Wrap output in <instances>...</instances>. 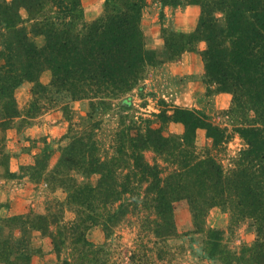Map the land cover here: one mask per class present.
<instances>
[{"label":"trees","instance_id":"16d2710c","mask_svg":"<svg viewBox=\"0 0 264 264\" xmlns=\"http://www.w3.org/2000/svg\"><path fill=\"white\" fill-rule=\"evenodd\" d=\"M20 1L29 11L33 5L43 4L42 0ZM112 2L119 6L111 7ZM147 3L148 0H106L103 16L84 24L75 35L55 26L42 33L39 30L47 39L41 49L23 34L17 38L15 62L1 50L0 55L7 61L0 66V110L4 119L20 117L15 91L24 81H37L45 69L52 72L50 86L67 92L73 101L99 100L101 105L109 106L108 100L135 90L145 80L147 70L159 64L156 52L146 46L141 26ZM183 5L202 8L200 22L192 33L178 34L175 42L165 40V46L174 59L206 42L201 56L207 82L232 94V106L226 113L233 117L242 114V123L233 131L244 141V148L230 155L232 135L226 128L214 124L200 111L179 108L175 109V117L167 112L154 116L162 118L163 123H182V135L168 136L161 126L136 131L130 128L132 134H119L116 153L107 159L98 154L93 137L76 132L70 144L62 148L58 165L46 174L45 181L66 189L68 203L80 209L87 206L91 212L84 217L85 213L77 210L75 220L65 228L68 233L62 236L68 239L72 233L73 242L78 240L95 248L86 233L100 226L109 237L131 216L140 223L143 239L151 235L165 242L177 235L175 204L186 201L195 230L207 231V249L223 264H264V0H162L163 7ZM14 6L22 7L16 1L2 13L6 28L20 20ZM50 9L55 14L53 5ZM65 10L71 13L72 9ZM218 14L225 15L226 26H219ZM37 88L45 92L41 84ZM34 94L38 95L36 91ZM54 101L49 98L43 105L33 102L34 116L41 112L39 109H50ZM34 116L29 113L27 118ZM200 129L206 131L209 141L202 149L196 145ZM148 153L152 154L150 158ZM44 157V161L51 158L49 154ZM37 166L43 170H37ZM25 169L41 177L47 165L41 160ZM82 171L99 175L98 184L77 186L73 173ZM219 206L231 211L234 222L253 223L257 238L252 245L231 253L222 246V232L206 228L209 212ZM45 221L46 216H39L35 229L41 230ZM53 239L57 247L66 243ZM156 245L155 242L147 252L154 254ZM103 248H97V253L102 254ZM166 254L162 252L161 257ZM146 256L143 257L150 264L152 256ZM142 259L137 257L135 264ZM98 261L104 263L101 258L95 264Z\"/></svg>","mask_w":264,"mask_h":264},{"label":"rangeland","instance_id":"374dc122","mask_svg":"<svg viewBox=\"0 0 264 264\" xmlns=\"http://www.w3.org/2000/svg\"><path fill=\"white\" fill-rule=\"evenodd\" d=\"M16 1L22 7L14 6L16 9L13 11L20 20H16L14 27L6 28L2 13L6 6L12 7ZM41 2V6L33 5L29 11L20 0H0V51L12 58L13 62L18 54L17 38L23 34L38 48H44L46 35L39 34V30L42 33L55 26L75 35L84 24L101 18L106 5V0ZM52 5L55 14L51 12ZM114 5L119 6L118 3L110 4L111 7ZM67 7L72 9L71 13L69 10L64 12ZM14 12L11 14L14 15ZM201 15L202 8L199 6H194V9L188 5L163 7L162 0H148L141 26L146 46L156 52L159 64L147 70L145 80L135 90L108 100L109 106L101 105L99 100L73 101L67 92L50 86L53 76L49 69L43 70L37 81H24L17 88L15 100L20 117L6 120L0 110V264H95V260L101 258L103 264H109L108 260H111L110 264H135L137 257L143 259L136 264H147L144 259L147 254L152 256L150 264H223L220 257L207 249V231L195 230L186 201L175 204L177 235L165 242L151 235L143 239L145 234L141 235L140 223L131 216L109 237L100 226L86 233L88 242L95 248L84 246L78 240L73 242L75 237H72V233L68 239H64L63 236L68 233L65 228L75 220L77 210L84 212L85 217L90 214L91 208L84 206L80 209L71 205L66 189L45 181L46 174L58 165L62 148L70 144L76 132H87L93 137L98 145V154L107 159L116 153L119 134L124 131L132 134L130 128L136 131L161 126L168 136L182 135V123H163L162 118L154 116L162 112L174 116L177 108L200 111L214 124L226 128L232 135L228 146L230 155L244 148V141L233 131L235 126L242 123V114L233 117L226 113L232 106V94L219 91L214 82H207L201 56L207 48L206 42L196 44L193 52H186L174 59L165 46V40L173 43L178 34L192 33ZM188 18L194 23V30L190 33L178 31L183 24H180L181 21ZM216 18L219 26H226L224 14H218ZM8 44L13 48L9 49ZM5 63V57L0 55V66ZM188 64L190 73L185 71ZM39 84L45 87L44 93L38 91ZM35 91L38 95L34 94ZM49 98L55 100L51 108L39 109L37 111L41 112L34 116L33 102L38 101L43 105ZM29 113L34 116L31 120L27 118ZM208 143L206 131L198 130L197 147L202 149ZM47 154L51 158L44 161ZM146 156L150 158L152 154ZM41 160L47 165L41 177L25 169L29 165L36 166ZM37 168L43 170L40 166ZM73 175L77 186H96L100 180L99 175L85 171ZM39 216L47 217V221L40 225L41 230L35 229ZM206 228L221 231L222 246L231 253L240 252L242 247L252 245L257 238L253 223L249 220L234 222L227 207L213 208L206 218ZM53 238L66 243L57 247ZM155 242L154 254L147 252ZM101 247H104V251L98 254L97 248ZM162 252L167 254L161 257ZM96 264L101 263L98 261Z\"/></svg>","mask_w":264,"mask_h":264},{"label":"crops","instance_id":"0c3cea01","mask_svg":"<svg viewBox=\"0 0 264 264\" xmlns=\"http://www.w3.org/2000/svg\"><path fill=\"white\" fill-rule=\"evenodd\" d=\"M190 7H193V9H194V6H190ZM182 22H183V24H182ZM180 24H182V26H179V29H177V30L178 31H181V32H189L190 33V32H192L194 30V27H195L194 26V23L192 24V20H189V18H188V20L183 19ZM189 57H192V56H189ZM186 61H187V59L185 60V62ZM185 71H188L190 73V66H189V64H188L187 67H185ZM47 258H48V256H47Z\"/></svg>","mask_w":264,"mask_h":264}]
</instances>
